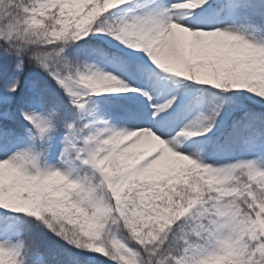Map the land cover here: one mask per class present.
Returning <instances> with one entry per match:
<instances>
[{
  "label": "trees",
  "instance_id": "16d2710c",
  "mask_svg": "<svg viewBox=\"0 0 264 264\" xmlns=\"http://www.w3.org/2000/svg\"><path fill=\"white\" fill-rule=\"evenodd\" d=\"M104 0H0V82L16 73L15 101L27 99L25 87L32 83L40 100L53 107L64 120L76 118L77 108L85 112L83 129L87 151L107 150L99 171L80 167L67 178L27 179L24 169L7 178L0 172V220L20 231L19 254L6 256L0 264H25L36 249L58 264H175L174 259L193 244L205 242L210 231L209 204L217 195L219 175L212 174L203 160L171 153L156 166L149 159L139 161L140 152L126 146L121 129L105 134L96 124L97 109L123 111L141 101L138 86L120 88L115 96L104 97L102 90L66 94L53 79V71L32 70L36 58L63 50L57 62L62 73L72 79L83 76L92 63L80 53L112 51L102 41L125 33L131 27L121 22ZM236 2L249 15L252 24L264 29V0H219L212 6ZM86 31L87 34H80ZM188 51L174 65L175 78L163 75L171 89L187 104L197 107L201 116L200 134H208L215 148L227 155L243 151L251 139L264 142V71L255 62L258 56L238 55L237 42L226 36L209 40ZM125 60L139 84V69ZM137 71V72H136ZM26 78V79H25ZM23 105V101L21 102ZM32 121L19 115L0 116V128L8 136L23 133ZM211 147V148H210ZM206 167V168H205ZM104 177L118 186L112 192ZM79 178L91 185L92 197L78 200ZM220 183V182H219ZM39 186V207L32 205ZM261 186L247 185L238 197L237 209L247 222L264 213L260 204ZM108 233H110L108 235ZM225 264H264V251L233 253Z\"/></svg>",
  "mask_w": 264,
  "mask_h": 264
},
{
  "label": "rangeland",
  "instance_id": "374dc122",
  "mask_svg": "<svg viewBox=\"0 0 264 264\" xmlns=\"http://www.w3.org/2000/svg\"><path fill=\"white\" fill-rule=\"evenodd\" d=\"M212 1L219 0H104L105 9L113 10L125 25L131 23L125 33L102 39L112 51L110 55L82 51L79 57L88 58L92 65L76 79L62 73L63 68L57 62L64 53L62 49L36 58L32 69L55 71L53 79L65 88L67 95L100 89L104 97H111L120 88L135 85L134 76L121 57L131 60L141 72V103L128 109L129 117L123 121L122 108L106 112L107 109L99 107L96 124L105 134L121 128L128 135L126 145L136 147L140 160L149 159L154 166L167 159L171 151L185 158L201 159L206 167L210 166L212 174L219 175L216 198L208 206L211 224L206 240L186 247L175 264H225L233 253L264 251V222L260 218L247 222L237 209L240 194L249 183L256 182L261 186L260 204L264 213V142L248 140L243 151L231 155L213 147L206 151L211 138L199 133L202 116L198 108L188 105L166 80H161L163 75L175 78L174 65L188 51L198 49L203 37L213 40L226 36L235 40L238 55L258 56L255 63L264 71V29L252 24L238 3L212 6L208 3ZM21 68L20 60L18 72ZM16 83L17 75L8 78L5 84L0 82V116L27 117L34 128L27 126L15 136H8L0 128V172L9 178L24 169L27 179L39 182L43 177L67 178L80 167L99 170L106 152L96 155L87 152L82 123L87 118L85 112L79 107L76 118L61 119L53 107L40 100L33 85L27 87L30 100L16 103ZM72 182L77 184L79 201L92 197L91 185L79 178ZM105 183L110 191H117L114 179L105 178ZM38 188L32 205L34 213L39 207ZM0 203H7L3 194ZM19 235V230L10 224L3 225L0 220V260L19 254L22 245ZM30 252L25 264H58L36 249L30 248Z\"/></svg>",
  "mask_w": 264,
  "mask_h": 264
},
{
  "label": "bare ground",
  "instance_id": "6f19581e",
  "mask_svg": "<svg viewBox=\"0 0 264 264\" xmlns=\"http://www.w3.org/2000/svg\"><path fill=\"white\" fill-rule=\"evenodd\" d=\"M147 68H148V70H150V67L149 66H147ZM142 115H144V113H142Z\"/></svg>",
  "mask_w": 264,
  "mask_h": 264
}]
</instances>
